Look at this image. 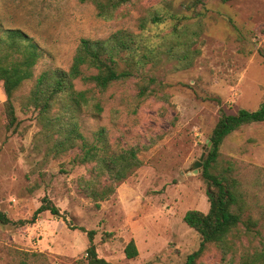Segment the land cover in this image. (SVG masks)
<instances>
[{
	"label": "rangeland",
	"instance_id": "obj_1",
	"mask_svg": "<svg viewBox=\"0 0 264 264\" xmlns=\"http://www.w3.org/2000/svg\"><path fill=\"white\" fill-rule=\"evenodd\" d=\"M201 1L205 5L194 8L195 0H173L172 13L185 17L188 57L164 54L151 68L161 83L157 95L139 97L134 79L116 83L105 93L102 115L83 117L85 134L104 126L113 150L135 147L142 160L100 206L82 189L89 166L74 162L77 149L48 154L37 112L19 98L17 128H8L0 83V208L14 221H28L48 197L64 215L44 211L34 223H0V264H86L91 231L99 256L113 264H184L199 248L201 236L184 216L194 209L208 212L210 202L202 170L195 173L193 164L208 147L220 108L236 114L264 102V0ZM159 7L160 0H134L104 19L93 4L79 0H0V23L26 31L50 53V62L68 69L84 37L128 29L162 43L173 19L140 27ZM218 168H231L244 193V215L258 221L254 236H239L238 264L245 249H264V122L229 134ZM131 239L138 255L129 259ZM201 259L219 264L221 254L211 248Z\"/></svg>",
	"mask_w": 264,
	"mask_h": 264
},
{
	"label": "trees",
	"instance_id": "obj_2",
	"mask_svg": "<svg viewBox=\"0 0 264 264\" xmlns=\"http://www.w3.org/2000/svg\"><path fill=\"white\" fill-rule=\"evenodd\" d=\"M79 1L93 4L99 17L111 19L134 0ZM199 5L204 6V1L195 0L191 7ZM172 12L173 0H160V7L140 20L143 31L151 24L157 25L169 18L174 20L171 31L161 35L162 43L152 41L144 32L128 29L104 38L84 37L68 69L50 62V53L26 31L6 28L0 23V83L6 95L8 128H17L15 100L19 98L25 109L37 112L48 154L60 156L77 149L74 162L89 166V177L81 182L82 189L97 206L115 193L117 184L139 168L142 160L135 147L113 150L104 126L94 130L91 137L85 134L81 126L83 117L89 115L97 119L102 115L105 93L116 83L134 79L139 97L145 99L157 95L161 83L150 73L151 68L161 62L164 54L170 58L180 56L182 60L188 57L187 39H183L188 34L185 17ZM196 15L203 13L197 11ZM76 81L85 88H77ZM27 85H30L28 92L17 95ZM256 122H264V102L256 111L241 108L236 114H227L220 108V117L210 135L211 146L201 168L208 187L210 208L208 212L189 210L184 216V221L201 236L199 248L187 256L184 264H204L201 258L211 248L220 252L219 264H235L239 236H254L258 231V221L244 215V193L237 179L231 176V168H218L224 139L242 126ZM44 211L64 217L45 197L28 221H14L0 208V223L23 226L34 223ZM81 230L85 231L84 228ZM93 234L88 232L90 245L86 264H113L99 256ZM248 250L243 251L238 264H264V249ZM125 254L129 259L138 255L134 239L127 244Z\"/></svg>",
	"mask_w": 264,
	"mask_h": 264
},
{
	"label": "water",
	"instance_id": "obj_3",
	"mask_svg": "<svg viewBox=\"0 0 264 264\" xmlns=\"http://www.w3.org/2000/svg\"><path fill=\"white\" fill-rule=\"evenodd\" d=\"M211 146V142L208 143V147L203 151L201 157L199 158V160H197L194 164H193V168H194V172L197 173L199 172V170L202 168L203 166V162H204V158L206 156V153L209 149V147Z\"/></svg>",
	"mask_w": 264,
	"mask_h": 264
}]
</instances>
